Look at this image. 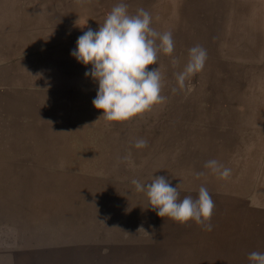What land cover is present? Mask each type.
<instances>
[{"label":"rangeland","instance_id":"obj_1","mask_svg":"<svg viewBox=\"0 0 264 264\" xmlns=\"http://www.w3.org/2000/svg\"><path fill=\"white\" fill-rule=\"evenodd\" d=\"M122 2L172 32L179 64L161 53L149 66L165 103L106 122L91 65L70 53ZM197 44L204 69L179 89ZM211 159L228 179L204 168ZM153 176L181 199L205 186L212 231L158 217L131 183ZM253 251L264 253V0H0V264H251Z\"/></svg>","mask_w":264,"mask_h":264},{"label":"clouds","instance_id":"obj_2","mask_svg":"<svg viewBox=\"0 0 264 264\" xmlns=\"http://www.w3.org/2000/svg\"><path fill=\"white\" fill-rule=\"evenodd\" d=\"M128 8L123 2L113 6L98 31L88 28L77 38L76 47L70 53L79 63L91 65L85 76L98 82L92 104L102 111L101 117L106 122L129 121L165 103L163 75L159 67L149 70V66L158 64L161 53L171 57L173 66L179 64L173 55L172 32H159L153 28L152 15L143 7L137 8L135 14H131ZM206 60L207 50L203 46L197 44L189 48L183 70L174 74L177 88L183 89L186 80L201 72ZM177 88H173V92ZM134 147L146 148L147 141L137 139ZM118 159L127 162L130 155ZM204 168L220 179H228L231 175V169L215 159L206 161ZM202 175L204 173H197L196 178ZM131 183L137 192L147 197L149 207L158 217L181 225L192 221L202 230L212 231L215 202L205 186L199 187L195 198L186 195L181 199L179 185L173 187L164 176H153L147 184L136 179ZM247 258L251 264H264V253L253 251Z\"/></svg>","mask_w":264,"mask_h":264}]
</instances>
